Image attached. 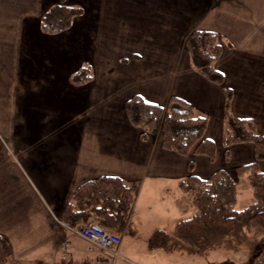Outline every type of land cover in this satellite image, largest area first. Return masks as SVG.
I'll return each mask as SVG.
<instances>
[{
	"label": "crops",
	"instance_id": "1",
	"mask_svg": "<svg viewBox=\"0 0 264 264\" xmlns=\"http://www.w3.org/2000/svg\"><path fill=\"white\" fill-rule=\"evenodd\" d=\"M59 1L0 0V236L9 264H58L65 246L71 263L115 264L134 220L139 230L165 233V225L194 215L181 181L219 169L232 176L254 161L250 143L233 144L225 155L224 91L229 112L253 120L264 135V0H64L83 14L68 30L45 33L41 16ZM194 31L216 34L221 51L213 68L222 84L192 65L185 41ZM84 65L91 80L73 84L71 73ZM132 96L189 104L206 118L214 159L164 149L159 134L143 140L125 114ZM257 165L264 171V161ZM99 176L133 188L116 255L62 221L76 188ZM199 246L200 238L190 242L182 259L205 264Z\"/></svg>",
	"mask_w": 264,
	"mask_h": 264
},
{
	"label": "trees",
	"instance_id": "2",
	"mask_svg": "<svg viewBox=\"0 0 264 264\" xmlns=\"http://www.w3.org/2000/svg\"><path fill=\"white\" fill-rule=\"evenodd\" d=\"M81 12V9L67 6L64 0H60L41 16V30L48 34L64 32ZM185 49L201 75L211 82L222 84L221 75L213 68L221 51L216 34L194 31L187 37ZM91 78V68L84 65L71 74L70 81L79 85ZM224 92L226 110L222 143L225 155L227 148L233 144L253 145L254 161L235 169L237 178H246L252 201L242 209L236 208L237 182L233 179L235 175L231 176L226 170L219 169L205 180L190 175L180 182L179 187L189 196L195 213L191 218L178 222L175 231L180 236H188L200 228L218 231L221 234H216V243L233 245L240 239L230 237L228 230L231 226L254 223L264 227V171L257 165L259 161H264V135L258 133L253 120L236 118L229 112L230 93L227 90ZM124 108L128 121L141 130L143 140L159 134L164 149L184 156L193 153L205 155L210 161L214 159V144L204 137L206 118L195 115L186 102L170 97L161 106L132 96L125 102ZM132 205L133 188L124 179L99 176L76 188L64 207L62 221L77 231L86 223L93 222L106 231L120 235L127 230ZM256 244L247 264H264V237ZM10 261L9 244L0 236V264H9ZM219 264L237 263L225 261Z\"/></svg>",
	"mask_w": 264,
	"mask_h": 264
},
{
	"label": "rangeland",
	"instance_id": "3",
	"mask_svg": "<svg viewBox=\"0 0 264 264\" xmlns=\"http://www.w3.org/2000/svg\"><path fill=\"white\" fill-rule=\"evenodd\" d=\"M70 7L73 6L71 5ZM76 8L82 10L81 14L78 15L81 16L83 9L80 7ZM237 188L239 197L236 208L242 209L252 201L251 190L247 180L244 178H239ZM245 193H248V195L246 196ZM131 227L132 230L129 231L128 229L124 238V253L120 252L121 255L117 258L115 264H153V260H156L158 264H188L182 259L186 258L185 248L186 246L188 247L190 242L196 243L199 237L200 260H204L205 264H219L225 261L247 264L253 248L257 245L256 243L264 237V227L254 223L231 226V229L228 230L230 237L234 240L240 239L237 243L235 241L233 245L225 243H219V245L215 242L217 240L216 234L221 233L211 230L205 231L204 228L203 230L202 228L194 230L188 236H180L175 231L176 228L171 227L169 224L164 227L165 233H151L147 227L139 230L136 220L132 222ZM137 239L139 241H136ZM188 253L198 254V251L196 249L189 250ZM178 258L181 260L178 261Z\"/></svg>",
	"mask_w": 264,
	"mask_h": 264
},
{
	"label": "built area",
	"instance_id": "4",
	"mask_svg": "<svg viewBox=\"0 0 264 264\" xmlns=\"http://www.w3.org/2000/svg\"><path fill=\"white\" fill-rule=\"evenodd\" d=\"M81 237L86 239L88 242L92 243L100 250L111 252L116 255L115 248L121 243V237L102 229L100 226L93 222H88L82 226L81 230L78 232ZM58 264H74L71 263L69 259V252L67 246L63 249L60 254ZM83 264H111L106 259H97L89 261Z\"/></svg>",
	"mask_w": 264,
	"mask_h": 264
}]
</instances>
